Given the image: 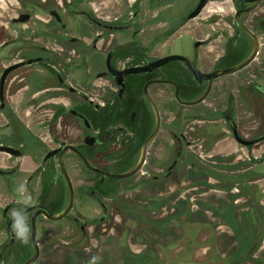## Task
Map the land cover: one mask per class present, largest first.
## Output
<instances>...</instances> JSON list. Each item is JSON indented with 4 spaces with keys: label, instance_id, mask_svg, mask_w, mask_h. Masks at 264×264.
I'll list each match as a JSON object with an SVG mask.
<instances>
[{
    "label": "flooded vegetation",
    "instance_id": "1",
    "mask_svg": "<svg viewBox=\"0 0 264 264\" xmlns=\"http://www.w3.org/2000/svg\"><path fill=\"white\" fill-rule=\"evenodd\" d=\"M263 181L264 0H0V264H155Z\"/></svg>",
    "mask_w": 264,
    "mask_h": 264
},
{
    "label": "rangeland",
    "instance_id": "2",
    "mask_svg": "<svg viewBox=\"0 0 264 264\" xmlns=\"http://www.w3.org/2000/svg\"><path fill=\"white\" fill-rule=\"evenodd\" d=\"M241 165L243 169L247 168L245 162L241 161ZM261 186L264 190V181ZM186 197L187 193H184L182 198L186 199ZM129 203H131L134 210H138V200L131 198ZM259 212L261 213L256 216V220L249 225L243 223V221H239V223L238 217L226 216V219L223 220L227 223L225 226H219L214 232H201L197 237L191 236L189 239L192 241L190 240L189 245L186 244L184 239H173L181 232L176 226L162 227L168 238L166 237V241L162 242L166 245L162 247L161 254L153 257L156 261L155 264H222V258L226 259V257L232 259L229 264H264V206ZM237 231L242 238V242L237 239L238 237L235 234ZM132 251L135 254L146 252V250L143 252L142 248L135 247H132ZM179 252H183V263L174 259ZM96 255L99 258H104L106 253L98 251ZM150 255L144 254L145 257H141L143 264ZM86 256L90 259L91 254L88 252Z\"/></svg>",
    "mask_w": 264,
    "mask_h": 264
},
{
    "label": "water",
    "instance_id": "3",
    "mask_svg": "<svg viewBox=\"0 0 264 264\" xmlns=\"http://www.w3.org/2000/svg\"><path fill=\"white\" fill-rule=\"evenodd\" d=\"M254 55H255V48H254V50L252 51V53H251V55L243 62V63H241L240 65H238V66H236V67H234V68H232V69H230V70H227V71H225L226 73H229V72H233V71H236V70H238V69H240L241 67H243V66H245L246 64H248L252 59H253V57H254ZM170 59H172L173 60V57L172 58H170ZM177 60H180V59H177ZM143 154H144V152L142 151V154H141V158H140V160H139V163L137 164V166L132 170V171H130L129 173H127V174H123V175H120V176H118L117 178H124V177H129V176H131V175H133L135 172H137L138 171V169H139V167H140V165H141V163H142V160H143ZM67 211V209L65 210V212ZM64 212V213H65ZM63 213V214H64ZM35 257L36 256H34L27 264H30L34 259H35Z\"/></svg>",
    "mask_w": 264,
    "mask_h": 264
},
{
    "label": "clouds",
    "instance_id": "4",
    "mask_svg": "<svg viewBox=\"0 0 264 264\" xmlns=\"http://www.w3.org/2000/svg\"><path fill=\"white\" fill-rule=\"evenodd\" d=\"M17 235L19 236V238H21L22 240H24L25 242H27V236L25 235L23 230L18 231Z\"/></svg>",
    "mask_w": 264,
    "mask_h": 264
}]
</instances>
